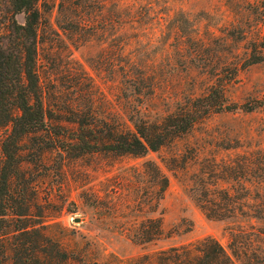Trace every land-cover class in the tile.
Instances as JSON below:
<instances>
[{
  "label": "rangeland",
  "instance_id": "1",
  "mask_svg": "<svg viewBox=\"0 0 264 264\" xmlns=\"http://www.w3.org/2000/svg\"><path fill=\"white\" fill-rule=\"evenodd\" d=\"M97 1L85 0L80 7L74 0L39 1V70L46 108L55 116L50 134L43 138L54 139L58 126L64 134L61 140L73 132L75 125L64 121L67 107L86 110L92 103L99 119L115 125L136 109L151 115L170 112L182 96L206 93L213 80L205 72L229 61L239 70L237 81L226 89L227 103L241 106L264 97V60L241 67L251 55H264V0H127L124 5L118 0ZM96 12L112 19L104 32L90 36L88 27H76L78 15L88 23ZM180 12L197 36L216 40L212 49L218 55L208 65L176 54L186 32ZM129 13L136 23L121 29L120 17ZM10 16L7 0H0V37ZM14 19L24 23L23 15ZM102 19H97L98 29L104 25ZM124 38L133 40L132 51L143 56L151 70L164 74L151 98L130 97L123 84L119 47ZM4 134L0 129V158ZM25 159L29 163L24 164V180L16 179L14 190L26 191L17 202H31L29 222L59 241L76 259L72 264H155L158 252L190 247L207 237L229 252V234L237 230L245 234L248 256L263 257L264 105L252 112L211 114L187 134L143 157L93 153L72 158L51 151L40 159L36 147ZM148 162L168 180L156 212ZM204 192L233 217L207 218L195 202ZM154 218L161 219V237L143 245L133 241L141 224Z\"/></svg>",
  "mask_w": 264,
  "mask_h": 264
},
{
  "label": "trees",
  "instance_id": "2",
  "mask_svg": "<svg viewBox=\"0 0 264 264\" xmlns=\"http://www.w3.org/2000/svg\"><path fill=\"white\" fill-rule=\"evenodd\" d=\"M39 1L7 0L11 23L0 37V129H5L0 158V264H72L76 261L59 241L46 234L38 224L29 222L31 202L24 200V206L17 202V198L22 196L20 192L26 191L25 188L18 190V193L14 190V181L24 180V164L29 163L25 159L26 153L29 154L38 147L40 159L45 158L51 151L60 155L65 153L72 158L93 153L143 157L148 152H157L187 134L211 114L235 109L252 112L264 105V97L252 104L241 106L227 103L226 89L237 81L239 70L238 64L229 61L205 72L213 80L206 93L200 96H182L175 100L170 112L151 115L136 109L125 115V121L115 125L110 120L99 119L92 103L86 110L77 106L67 107L64 121L75 125L73 132L61 140L64 134L60 132L61 126H58L59 130L54 132L55 138L45 139L42 136L50 134V124L55 116L51 109L46 108L47 92L44 91L39 70L38 37L42 21ZM118 1L124 5L127 0ZM82 2L85 3V0H74L77 7H80ZM91 2L97 4L98 1ZM64 9V4H61V12ZM16 15H23V24L17 23L14 19ZM177 16L186 25V32L179 41L176 54L179 57L186 55L189 62L199 61L203 65L211 63L218 55L217 50L212 49L216 40L197 36L185 14L180 12ZM77 18L80 22L75 23L76 27L82 30L88 27L91 29L90 36L96 35L98 31L104 32L103 29L112 22V19L97 12L88 23L81 15ZM98 18L104 20L103 27L99 29ZM119 23L123 29L134 25L136 18L131 13L122 14ZM132 43L130 38H124L120 43L119 51L123 59L122 81L130 89V97L148 99L154 95L164 74L151 70L142 60L143 56L132 51ZM257 49L256 43L253 42V52ZM262 60L264 55L253 54L241 67L254 65ZM28 142H32L33 147L26 148ZM40 146L42 148H39ZM146 166L149 167L154 186L152 212H156L168 186V180L154 163L148 162ZM224 195V199L231 200L228 194ZM211 196L204 192L195 198L205 216L218 220L232 218L231 212H223L222 207ZM145 224L147 225L142 223L131 236L132 240L140 245L156 241L162 235L160 218L148 219ZM244 236L240 230L230 232L229 252L211 237L204 238L190 247L160 251L156 254L155 264H264L263 252V257L254 253L253 257L248 256Z\"/></svg>",
  "mask_w": 264,
  "mask_h": 264
}]
</instances>
